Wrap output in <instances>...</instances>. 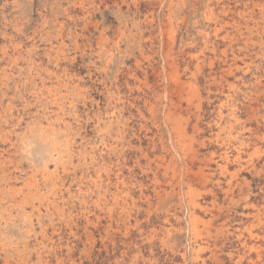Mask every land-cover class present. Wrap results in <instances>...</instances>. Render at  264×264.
<instances>
[{
    "label": "rangeland",
    "instance_id": "374dc122",
    "mask_svg": "<svg viewBox=\"0 0 264 264\" xmlns=\"http://www.w3.org/2000/svg\"><path fill=\"white\" fill-rule=\"evenodd\" d=\"M242 263L264 0H0V264Z\"/></svg>",
    "mask_w": 264,
    "mask_h": 264
},
{
    "label": "bare ground",
    "instance_id": "6f19581e",
    "mask_svg": "<svg viewBox=\"0 0 264 264\" xmlns=\"http://www.w3.org/2000/svg\"><path fill=\"white\" fill-rule=\"evenodd\" d=\"M261 8H262V6H261ZM210 9H213V8H210ZM208 12V11H207ZM210 12V11H209ZM212 12V11H211ZM214 12V11H213ZM212 12V13H213ZM262 12V11H261ZM242 14H244V13H242ZM207 16H209V15H207ZM254 16V15H253ZM252 18H254V17H252ZM208 19V18H207ZM212 20V19H211ZM248 21V20H247ZM152 22V21H151ZM246 22V21H245ZM247 25V24H246ZM249 26V25H248ZM217 30V29H216ZM249 32V31H248ZM253 32V31H252ZM218 33V32H217ZM240 33V32H239ZM206 34V33H205ZM215 34H216V32H215ZM208 35V34H207ZM243 37V36H242ZM224 39V38H223ZM246 39V38H245ZM250 43V42H249ZM253 43V42H252ZM255 43V42H254ZM227 56V55H226ZM235 58V57H234ZM245 62V61H244ZM238 63V62H237ZM247 63V62H246ZM250 64V63H249ZM212 65V64H211ZM247 65V64H246ZM234 66H236V65H234ZM240 67V66H239ZM231 71V70H230ZM228 72V71H227ZM133 73V72H132ZM178 73V72H177ZM178 75V74H177ZM224 76V75H223ZM214 77V76H213ZM216 77V76H215ZM139 79V78H138ZM225 79V78H224ZM259 79V78H258ZM182 80V79H181ZM176 81L177 82H179L180 81V79H179V77L177 76V78H176ZM228 81V80H227ZM259 83V82H258ZM179 85H182V84H179ZM191 86H192V83H191ZM194 91H195V89H194ZM193 91V92H194ZM227 100V99H226ZM232 100V99H231ZM230 101V100H229ZM226 102V101H225ZM224 104V103H223ZM226 104V103H225ZM234 104V103H233ZM232 105V104H231ZM222 106H224V105H222ZM152 107V106H151ZM235 107V106H234ZM149 108H150V105H149ZM140 110V109H139ZM150 110V109H149ZM231 111V110H230ZM142 113V112H141ZM142 116H143V114H142ZM232 116V115H231ZM238 116V115H237ZM235 118H239V117H235ZM238 121H239V119H237ZM184 136V135H183ZM242 146V145H241ZM239 150H241V149H239ZM149 154V153H148ZM224 155V154H223ZM226 155V154H225ZM238 156H239V154H238ZM237 156V157H238ZM213 159V158H212ZM227 159H228V157H227ZM222 161V160H221ZM232 161V160H231ZM227 162V161H226ZM226 162H225V164H223V162H222V165H221V167H222V169L223 170H225V169H227V165H226ZM229 165V164H228ZM100 169V168H99ZM222 170V171H223ZM102 172V171H101ZM157 172V171H156ZM101 174V173H100ZM156 177V176H155ZM99 181V180H98ZM158 181H159V179H158ZM96 183V182H95ZM123 183V182H122ZM156 183V182H155ZM97 186H99V185H97ZM174 190V189H173ZM159 191V190H158ZM127 193V192H126ZM164 193V192H163ZM128 194V193H127ZM161 194V193H160ZM166 194V193H165ZM163 196V195H162ZM164 196H166V195H164ZM128 197V196H127ZM125 198V197H124ZM163 198V197H162ZM115 199V198H114ZM160 199H161V196H160ZM159 199V200H160ZM164 199V198H163ZM193 199V198H192ZM191 199V200H192ZM199 201H201V200H199ZM198 200H192V202L191 203H193V205L192 206H194L195 208L196 207H198V206H200V203L201 202H199ZM199 208V207H198ZM201 208H203V207H201ZM196 210V209H195ZM195 212V211H194ZM263 212V211H262ZM169 216V215H168ZM195 216V215H194ZM199 216V215H198ZM201 220V219H200ZM203 220V219H202ZM170 223V222H169ZM197 223V222H196ZM166 226V225H165ZM171 226V225H170ZM193 226V225H192ZM168 228V227H167ZM174 228V227H173ZM196 228V226L194 227V229ZM166 229V228H165ZM175 229V228H174ZM168 231V230H167ZM196 232H198V231H196ZM196 232H194L195 234H196ZM198 234H199V232H198ZM253 234V233H252ZM170 235V234H169ZM163 241V240H162ZM244 242V241H243ZM163 243H165L164 241H163ZM248 243V242H247ZM256 244H257V242H256ZM256 244H254V245H251V249H254V248H257L256 247ZM248 245V244H247ZM203 247V246H202ZM199 248H201V247H198V249ZM204 249V248H203ZM206 249V248H205ZM200 251H202V248H201V250ZM197 252H199V251H197ZM212 253V252H211ZM234 254H236V253H234ZM230 255V254H229ZM260 255V254H259ZM240 256V255H239ZM198 258H200V257H198ZM240 258V257H239ZM218 260H219V258H218ZM243 260V259H242ZM207 262V261H206ZM243 264V263H242ZM254 264V263H253Z\"/></svg>",
    "mask_w": 264,
    "mask_h": 264
}]
</instances>
